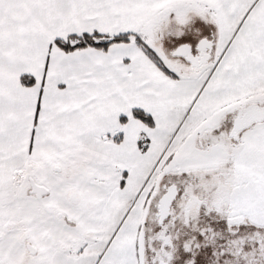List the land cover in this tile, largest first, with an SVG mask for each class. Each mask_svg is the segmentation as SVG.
<instances>
[{
  "label": "snow or ice",
  "instance_id": "6c2138e0",
  "mask_svg": "<svg viewBox=\"0 0 264 264\" xmlns=\"http://www.w3.org/2000/svg\"><path fill=\"white\" fill-rule=\"evenodd\" d=\"M0 264H264V0H0Z\"/></svg>",
  "mask_w": 264,
  "mask_h": 264
}]
</instances>
